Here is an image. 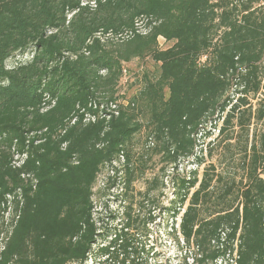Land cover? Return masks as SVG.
<instances>
[{"label": "trees", "instance_id": "obj_1", "mask_svg": "<svg viewBox=\"0 0 264 264\" xmlns=\"http://www.w3.org/2000/svg\"><path fill=\"white\" fill-rule=\"evenodd\" d=\"M83 1L91 0H0V211L12 210L9 225L0 227V264H84L92 256L94 264H150L139 237L152 217L138 205L123 208L117 228L101 229L93 201L101 170L124 156L127 187L128 144L144 125L160 142L155 152L176 167L193 155L201 125L226 111L232 87L237 97L219 132L260 89L258 0ZM141 17L147 34L107 37L132 30ZM133 59L157 66L154 74L137 71L139 93L118 96L127 104L107 121L69 124L82 107L94 112L89 102L116 100ZM262 136L260 146H250L240 202L202 217L198 207L211 180L205 174L174 228L194 242L202 261L264 264ZM197 181L177 183L181 205Z\"/></svg>", "mask_w": 264, "mask_h": 264}, {"label": "rangeland", "instance_id": "obj_2", "mask_svg": "<svg viewBox=\"0 0 264 264\" xmlns=\"http://www.w3.org/2000/svg\"><path fill=\"white\" fill-rule=\"evenodd\" d=\"M252 6L259 17H264V0H258ZM137 20L140 32L138 34H147L149 30L144 29L146 19L141 17ZM129 35L121 33L107 37L118 41L117 39ZM157 41L160 46L164 45L161 36ZM13 57L9 58V61H12ZM125 68H129L130 77L128 75V83L120 84L119 93L125 91L127 96H132L139 93L142 88L141 72L137 71L146 68L150 74H154L157 66L151 60L140 62L133 59L125 64ZM259 75L261 80L259 91L246 95L247 103L236 109L235 116L225 125L224 132H219V128L223 124L228 108L237 97L234 87L230 91L232 100L226 111L218 112L201 125L194 136L193 155L179 158L176 167L173 164H166L162 160V154L155 152L154 146H159L160 142L149 136L150 131L146 125L136 132L128 144L130 166L133 171L127 187L124 185L126 178L124 156H120L112 166L106 165L98 176L93 201L94 215L99 220L101 229L111 231L117 228L123 208L132 203L133 206L138 205L139 212L144 218L152 217L139 237L145 248L144 255L150 264H230L231 260L228 257L219 258L214 262L208 259L200 260L202 255L194 242L185 240L174 228H178L180 216L187 206L190 195L205 174L209 175L211 180L207 196L198 207L202 217L222 208L227 202L234 204L240 202L236 196L247 180L250 146L253 143L260 146L264 135V55ZM129 83L133 85L130 86ZM143 123L146 124L145 120ZM257 171L260 172V169ZM262 175L264 176V173ZM193 177L198 181L188 189V197L181 205L179 198L184 189L180 190L176 185L181 179L189 180ZM112 182L114 184H111ZM175 211L179 213L173 215ZM11 217V209L0 211V227L2 224L8 226ZM102 240L103 237L98 238V242ZM1 242L0 238V246ZM84 264H94L93 256Z\"/></svg>", "mask_w": 264, "mask_h": 264}, {"label": "built area", "instance_id": "obj_3", "mask_svg": "<svg viewBox=\"0 0 264 264\" xmlns=\"http://www.w3.org/2000/svg\"><path fill=\"white\" fill-rule=\"evenodd\" d=\"M85 4H89V5L94 6L95 5V0H91L89 2H87V1L81 2V5H85ZM137 22H138V20L135 21V24H134V27H133L132 30H127V31H124L123 33L124 34L128 33L130 35H132L133 33H140L138 28H137V26H138ZM144 29L149 30L148 27H145ZM110 35H112V33H110ZM116 35H118V34H116ZM122 72H123V75H122V77L120 78V80H119V82L117 84V88L119 89V91H120V88H121L120 84L126 83L127 79H128L127 78V71H126L125 68L122 70ZM119 91L116 93V96H117L116 100H110V99H108L106 97L104 100L100 101L99 104L94 103V102H89L88 106H91L94 109V112H90L85 107H82V108H80L78 110L77 113H73V115L71 116V118L68 121L69 124H73L79 118H80L82 123L87 124V123H90V122H95L98 118H103V119H105L107 121V120L110 119V117L112 115H117L118 114L119 103L124 104V105L127 104V101H126L125 98H123V99H121V97L118 98V96L124 94L125 91L124 92H120V93H119ZM48 107L49 106H45V107L41 108V110H45Z\"/></svg>", "mask_w": 264, "mask_h": 264}]
</instances>
